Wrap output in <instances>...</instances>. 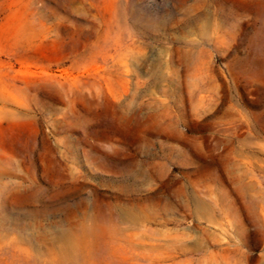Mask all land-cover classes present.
I'll return each instance as SVG.
<instances>
[{
  "label": "rangeland",
  "instance_id": "374dc122",
  "mask_svg": "<svg viewBox=\"0 0 264 264\" xmlns=\"http://www.w3.org/2000/svg\"><path fill=\"white\" fill-rule=\"evenodd\" d=\"M0 264H264V0H0Z\"/></svg>",
  "mask_w": 264,
  "mask_h": 264
}]
</instances>
